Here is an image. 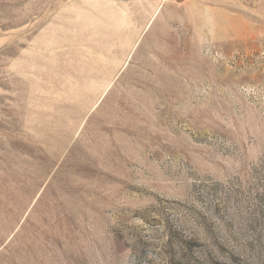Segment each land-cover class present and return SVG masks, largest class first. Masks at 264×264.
<instances>
[{"label": "rangeland", "instance_id": "rangeland-1", "mask_svg": "<svg viewBox=\"0 0 264 264\" xmlns=\"http://www.w3.org/2000/svg\"><path fill=\"white\" fill-rule=\"evenodd\" d=\"M0 264H264V0H0Z\"/></svg>", "mask_w": 264, "mask_h": 264}]
</instances>
